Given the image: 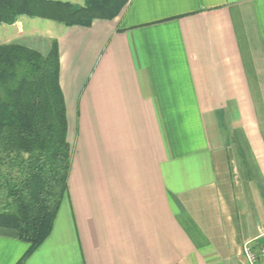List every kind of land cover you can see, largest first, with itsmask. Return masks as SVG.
Segmentation results:
<instances>
[{
  "label": "crops",
  "instance_id": "1",
  "mask_svg": "<svg viewBox=\"0 0 264 264\" xmlns=\"http://www.w3.org/2000/svg\"><path fill=\"white\" fill-rule=\"evenodd\" d=\"M26 18L0 25L9 44H37ZM58 26L32 49L57 40L67 193L23 264H248L245 243L264 242V0H129ZM27 250L0 236V264Z\"/></svg>",
  "mask_w": 264,
  "mask_h": 264
},
{
  "label": "trees",
  "instance_id": "2",
  "mask_svg": "<svg viewBox=\"0 0 264 264\" xmlns=\"http://www.w3.org/2000/svg\"><path fill=\"white\" fill-rule=\"evenodd\" d=\"M129 0H0V25L21 16L87 27L115 19ZM56 39L45 54L21 44L0 45V236L28 245L17 264L49 236L67 193L71 148L59 83Z\"/></svg>",
  "mask_w": 264,
  "mask_h": 264
},
{
  "label": "rangeland",
  "instance_id": "3",
  "mask_svg": "<svg viewBox=\"0 0 264 264\" xmlns=\"http://www.w3.org/2000/svg\"><path fill=\"white\" fill-rule=\"evenodd\" d=\"M58 1V0H55ZM59 1H68V2H79V0H59ZM24 28H25V40H30L33 41L34 43L36 42V45H31V48H41V45L46 43L47 38L49 36H54L58 29L59 26L58 24L51 22L49 20H44V19H30L26 18L24 20ZM11 28H0V44H9L11 42L8 40L9 34L11 33ZM12 43L16 44H25V41H12ZM11 44V43H10Z\"/></svg>",
  "mask_w": 264,
  "mask_h": 264
},
{
  "label": "built area",
  "instance_id": "4",
  "mask_svg": "<svg viewBox=\"0 0 264 264\" xmlns=\"http://www.w3.org/2000/svg\"><path fill=\"white\" fill-rule=\"evenodd\" d=\"M243 252L248 264H264V242L249 241L243 246Z\"/></svg>",
  "mask_w": 264,
  "mask_h": 264
}]
</instances>
